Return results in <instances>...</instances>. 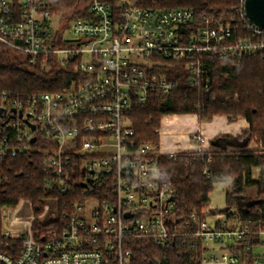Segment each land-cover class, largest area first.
I'll list each match as a JSON object with an SVG mask.
<instances>
[{"label":"built area","instance_id":"2783aa9c","mask_svg":"<svg viewBox=\"0 0 264 264\" xmlns=\"http://www.w3.org/2000/svg\"><path fill=\"white\" fill-rule=\"evenodd\" d=\"M245 1L237 8L240 22L212 25L184 6L86 0L89 16L72 21L67 39L55 0H0V43L31 64L69 72L60 90L15 99L7 113L17 138L0 146V163L9 154L44 153L47 186L79 197L63 208L58 198H46L39 213L27 198L0 206V264H131L128 239L189 246L188 264H244L242 251L264 264V222L255 231L235 208L213 223L196 213L185 219L174 184L161 177L157 147L136 139L132 120L137 103L178 86L162 66L168 61L184 64L194 84L211 57L222 66L264 58V27L247 17ZM197 155L212 177L211 155ZM7 182L0 164V185ZM37 219L52 225L36 230ZM9 238L22 240L12 253L3 248Z\"/></svg>","mask_w":264,"mask_h":264},{"label":"trees","instance_id":"16d2710c","mask_svg":"<svg viewBox=\"0 0 264 264\" xmlns=\"http://www.w3.org/2000/svg\"><path fill=\"white\" fill-rule=\"evenodd\" d=\"M152 1V0H151ZM159 8L189 7L196 16L212 25L238 23L242 19L237 11L240 0H153ZM72 16L87 17L86 0H55V12ZM208 72L202 74L196 83H191L190 72L180 62L168 61L163 64L169 76L178 81V86L170 92H155L145 101L137 103L132 114L139 142H151L158 148L161 121L168 114H197L200 121H210L215 115H225L229 121L244 117L250 127L242 135L220 134L212 139L218 149L208 151L212 162V177L203 173L204 164L197 153H179L175 157L158 153L161 177L171 181L176 189L178 209L185 219L193 213L204 220L211 212H223L232 217V208L238 206L244 221L257 231L264 222V58L247 57L235 64L222 66L216 58L207 59ZM68 70L60 65L49 69L40 64H31L27 57L0 43V146L5 139L16 140V131L10 126L11 115L17 98H25L34 93L60 90L67 84ZM257 137L263 145L260 150H250L251 141ZM44 153L27 151L15 156L9 154L0 163L8 182L0 185V206L15 205L19 199H30L37 213L42 211L44 199L56 197L63 208L76 194L50 189L42 171ZM258 169L257 178L253 170ZM232 179V188L227 192V207L221 210L209 207V193L216 182ZM80 187V186H79ZM250 190L256 198L247 206L239 207V199L245 198ZM207 208V209H205ZM262 210L259 211L258 209ZM251 220V222H249ZM52 224H44L39 219L34 223L36 230L45 231ZM1 236V229H0ZM127 247L133 251L131 264H188L192 248L186 246L161 247L147 240L128 239ZM22 240L7 239L4 249L12 253L20 248ZM244 264H253L254 255L242 251Z\"/></svg>","mask_w":264,"mask_h":264},{"label":"crops","instance_id":"0c3cea01","mask_svg":"<svg viewBox=\"0 0 264 264\" xmlns=\"http://www.w3.org/2000/svg\"><path fill=\"white\" fill-rule=\"evenodd\" d=\"M250 127L242 116L229 121L225 115H215L210 121H200L197 114H168L162 118L160 143L158 149L163 154L197 153L200 150L212 151L218 147L212 139L220 134L242 135ZM201 134L206 138L200 142L194 135ZM252 143H250V146ZM248 203L245 205L247 206Z\"/></svg>","mask_w":264,"mask_h":264},{"label":"rangeland","instance_id":"374dc122","mask_svg":"<svg viewBox=\"0 0 264 264\" xmlns=\"http://www.w3.org/2000/svg\"><path fill=\"white\" fill-rule=\"evenodd\" d=\"M58 14H56L55 16V20L58 22V20H60V22L62 23L60 26L62 27H66L64 28V36L67 39H71L72 38V33L69 31V25L72 23V21L74 20V17L72 16L73 11L68 12V13H64V12H57ZM56 26V24H55ZM252 145H249V149L250 150H260L262 148V141L259 140L257 137H255L252 141H251ZM157 152L161 153L164 152L163 150L161 151V149L157 148ZM253 175L255 178L258 177L259 175V170L258 169H254L253 170ZM232 188V179H229L226 182L220 181V182H216L214 184V187L212 189V191L209 193V207L212 209H224L227 207V192L230 191ZM256 198V193L253 190H250L248 192V194L246 195L245 198L239 199V207H244L248 202L252 201L253 199ZM53 205V203H51ZM235 210L238 209V206L234 207ZM207 209V208H205ZM224 217V213L219 211V212H211L208 215V221L210 223H213L214 221L218 220V219H222ZM216 248L218 250H220V245H216ZM262 251V247H258L255 249L256 253H259Z\"/></svg>","mask_w":264,"mask_h":264},{"label":"water","instance_id":"95a60500","mask_svg":"<svg viewBox=\"0 0 264 264\" xmlns=\"http://www.w3.org/2000/svg\"><path fill=\"white\" fill-rule=\"evenodd\" d=\"M245 11L247 17L255 24L264 27V0H246L245 1ZM13 112H16V109H12ZM7 114V109H5V114ZM13 115H10L11 118ZM9 118L6 119L4 125L8 123ZM34 128V126H32ZM36 138L32 139L34 142ZM214 213V212H213Z\"/></svg>","mask_w":264,"mask_h":264}]
</instances>
